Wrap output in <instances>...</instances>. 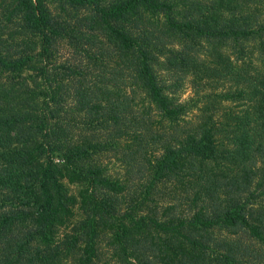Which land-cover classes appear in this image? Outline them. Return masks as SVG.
I'll return each instance as SVG.
<instances>
[{"label": "trees", "instance_id": "1", "mask_svg": "<svg viewBox=\"0 0 264 264\" xmlns=\"http://www.w3.org/2000/svg\"><path fill=\"white\" fill-rule=\"evenodd\" d=\"M0 264H264V0H0Z\"/></svg>", "mask_w": 264, "mask_h": 264}, {"label": "rangeland", "instance_id": "2", "mask_svg": "<svg viewBox=\"0 0 264 264\" xmlns=\"http://www.w3.org/2000/svg\"><path fill=\"white\" fill-rule=\"evenodd\" d=\"M193 95V92H192V89H191V86H190V83H189V80L187 79L186 82H185V88H184V91L182 93V99H186V98H189L190 96ZM71 190L73 192H75L77 190L76 186H73L71 185ZM81 217V211L79 209L76 210V216H75V220H77L78 218Z\"/></svg>", "mask_w": 264, "mask_h": 264}]
</instances>
